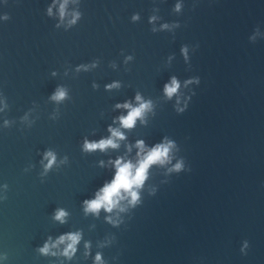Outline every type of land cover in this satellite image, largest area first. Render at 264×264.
Segmentation results:
<instances>
[{"label": "water", "instance_id": "water-1", "mask_svg": "<svg viewBox=\"0 0 264 264\" xmlns=\"http://www.w3.org/2000/svg\"><path fill=\"white\" fill-rule=\"evenodd\" d=\"M0 264H264V0H0Z\"/></svg>", "mask_w": 264, "mask_h": 264}, {"label": "clouds", "instance_id": "clouds-1", "mask_svg": "<svg viewBox=\"0 0 264 264\" xmlns=\"http://www.w3.org/2000/svg\"><path fill=\"white\" fill-rule=\"evenodd\" d=\"M177 9H179V5H177ZM61 14H63V5H61ZM186 52V49H185ZM179 88V83L175 78L172 79L171 84L165 86V92L166 94L171 97L174 93L177 92V89ZM65 93L63 90H60L56 93L55 98L60 99L63 98ZM137 99L139 100L140 97L137 96ZM124 107L130 108V111L128 112L127 116L120 117V121L123 127L131 128L136 119L140 117L145 110V108L148 107L147 104H140L139 107H131L128 104L123 105ZM112 132V137H118L123 138V134L117 130V129H110ZM138 147L143 149V141L137 142ZM171 142H169V145H157L155 148H153L150 152H148L143 159H141L137 165H133L131 162H124L122 163L121 160H117L116 167L117 172L113 179V181L110 184H106L103 189L97 194V198L95 200L86 201L87 209L91 211H97L102 206L108 210L111 211L113 207H115L118 204V201L120 199H123L121 196V191L124 193H127L128 196L131 197L132 203H135L138 199V192L136 189L141 187L146 179L147 175V169L149 166L156 162L163 163L164 160L168 156L169 147ZM108 146L117 147L116 142L112 138L103 139L99 141L98 143H88L85 142V148L88 150L100 148L104 149ZM48 155H51V153H48ZM52 160H54V156L52 157ZM52 160L49 161V163H52ZM182 167L180 163H177L175 165L176 170H179ZM65 216V213L63 210H60L56 214L57 219H63ZM69 240L71 243L68 244L67 249L65 250L66 254L69 250H74V245L79 240L78 234H68L66 237L62 236L60 237V240ZM42 251H47V245L45 246ZM100 257L97 255V260H99Z\"/></svg>", "mask_w": 264, "mask_h": 264}]
</instances>
